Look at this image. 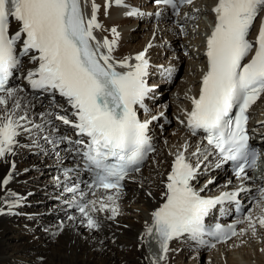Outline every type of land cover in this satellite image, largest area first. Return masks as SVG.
<instances>
[{"label":"snow or ice","instance_id":"snow-or-ice-1","mask_svg":"<svg viewBox=\"0 0 264 264\" xmlns=\"http://www.w3.org/2000/svg\"><path fill=\"white\" fill-rule=\"evenodd\" d=\"M154 2L174 11L177 8V0ZM183 2L191 4L192 0ZM115 3L121 5L122 0ZM97 10L93 4L91 19L85 22L80 0H0V162L15 168L11 157L21 147L22 135L30 138L26 147L43 151V142L51 145L58 157L63 145L66 158L72 161V167L63 170L69 181L64 190L74 194L70 203L86 218L90 229H98L100 224L88 210L103 211L107 206L101 202L96 208L95 200L81 203L87 193L79 185L83 183L92 195L99 189H114L115 193L106 197L114 202L122 182L139 172L148 153L155 150L148 135L150 122H141L135 108L143 107L152 90L144 79L146 53L136 55L138 63L131 64L127 58L113 59L115 41L105 38L103 45L97 42L94 49L90 41L95 40L93 29L99 27ZM213 12L214 28L206 40L208 70L187 114V126L193 135L197 131L204 134L210 150L193 153L199 161L195 167L181 152L167 174L164 203L153 213V227L165 252L173 238L187 235L200 239L209 210L225 200H236L237 192L205 199L194 190L192 182L203 160L212 154L218 158L217 166L231 161L238 178L250 179L246 169L255 167L258 156L249 144L246 112L264 94V25L255 40V54L247 63L242 61L253 51L248 37L253 22L264 13V0H217ZM128 15L138 13L129 11ZM101 47L107 52H100ZM24 58L34 67L25 71ZM117 67L128 70L120 72ZM20 75L37 99L47 98V108L42 105L37 113L34 104L22 103L25 88L10 83ZM61 99L74 119L65 114ZM64 126L67 128L62 130ZM81 172L87 174L86 179H79ZM7 183V179L0 180L4 194L0 215H19L12 209L21 206L20 200L9 199ZM260 195L264 199V189ZM111 212L114 217L117 208L112 207ZM260 226L264 227V219ZM62 230L61 226L53 237ZM147 231L150 234L152 227ZM211 234L227 239L236 235L235 226L225 229L217 225Z\"/></svg>","mask_w":264,"mask_h":264},{"label":"bare ground","instance_id":"bare-ground-1","mask_svg":"<svg viewBox=\"0 0 264 264\" xmlns=\"http://www.w3.org/2000/svg\"><path fill=\"white\" fill-rule=\"evenodd\" d=\"M111 18L115 21L114 24L130 23L127 19H121L117 10L112 12ZM198 24L202 27L201 23L198 22ZM131 36L138 37V34H131ZM148 38H150V35ZM145 41L146 38L133 44L131 48L138 49L139 47L141 49L145 45ZM196 72L198 73V71ZM196 81L197 78L194 76L190 78L192 86ZM184 89V91L181 90V93L187 94L189 92L188 85ZM195 90L198 91L197 85H195ZM178 100L182 104L186 102V98L180 97ZM260 105L261 109L264 110V98L261 99ZM163 159L168 160L163 153H160L158 165L148 167L143 173L144 190H132L134 204L126 205V215L118 218V225H113L111 229V232L115 234L113 237L118 238L114 244L110 240L106 242L108 233L104 230L90 234V232L83 230L81 227L74 226L71 221H67L65 225L64 223L57 226L54 224L50 225L48 230L36 229L37 223L20 226L17 219L31 221L38 219L42 215V212H39L42 209H35L34 204L37 201H43L44 198L37 197L38 199H35V195L28 196L25 208L20 206L12 209V211L18 213L21 210L34 216L26 218L20 215H0V238L6 234L19 240L16 244H8L0 239V264H9L8 253L10 256L14 254L15 259L24 261H33L35 257L42 256L44 260L42 264H186V261H188L187 264H197L196 262L202 257L201 254L192 255L185 248H183L182 252L177 253V247H175L173 242L170 244L174 251L166 255V257L160 251L149 250L152 240L151 237L143 232L146 222L150 220V212L157 206V201H159V188L166 166L162 162ZM31 165H36V168L38 166L43 167L41 177L39 174L22 175V169ZM43 165L44 163L41 160L28 157L23 161V164L17 163L14 172L10 175V165L0 164V180H8L6 188L8 189L7 196L9 199L20 200L16 194L24 190H26L24 194L34 190L35 194L39 193L41 195L43 192L52 190L51 177ZM31 176L36 178H42L43 176L41 179L43 183L38 185L35 179L30 181L29 178ZM147 192L151 195L148 196ZM3 195L0 192V198ZM29 200H33V204ZM3 210L8 211L7 206H4ZM61 226L64 228L62 234L52 237L50 232ZM22 238L24 240L21 242L20 239ZM131 246H133L132 249L130 248ZM44 247L47 248L44 250ZM236 247L237 249L235 250ZM26 248L31 249L26 252ZM260 249H262V253H260ZM149 251L158 252V254L153 256ZM161 257L164 258L162 259ZM208 257H212V261L207 262L202 257V260L206 261L204 264H221L225 261H227V264H264V243L262 245L252 243L250 246L235 244L231 251L225 249L219 254L209 255Z\"/></svg>","mask_w":264,"mask_h":264},{"label":"rangeland","instance_id":"rangeland-1","mask_svg":"<svg viewBox=\"0 0 264 264\" xmlns=\"http://www.w3.org/2000/svg\"><path fill=\"white\" fill-rule=\"evenodd\" d=\"M134 34H138V33H134ZM134 34H132V35H134ZM139 36V35H138ZM138 42L139 41H141V40H137ZM136 43V42H135ZM134 43V44H135ZM139 48V47H138ZM187 86V85H186ZM185 88V86H183V89ZM38 168H39V171L38 172H36V173H32V174H28V175H37V174H39V176L41 177V175L43 174L42 173V170H43V167H40V166H38ZM25 176H27V175H25ZM42 178H43V176H42ZM42 178H36L35 176H31L30 178H29V180L30 181H32V180H36V182H37V184L38 185H41L43 182L41 181V179ZM24 191H26V190H24ZM23 192V191H22ZM37 197H39V198H41L42 197V195L41 194H35V196H34V198L35 199H38ZM30 201V203L31 204H33V200L31 201V200H29ZM36 201V200H35ZM41 202H43V201H37L35 204H34V208L35 209H42V210H40L39 212H42L43 210L45 211V209H46V207H43V205H42V203ZM38 205V206H37ZM38 212V213H39ZM18 220V223H20V226H24L25 224H32V223H37L36 224V229H39V230H42V229H40L43 225L46 227V229L48 230V226H50V225H55V226H57V225H59V224H63L64 223V225L66 224V222L67 221H58V220H55V221H49V220H47V219H35V220H31V221H25V220H22V219H17ZM24 222V223H23ZM52 222V223H51ZM44 223V224H43ZM47 224V225H46ZM24 230V229H23ZM45 230V229H44ZM1 240H3L4 242H7L8 244H16V243H18V239H16V238H11V237H9V236H7L6 234H4L3 236H2V238H0ZM24 239L22 238V239H20V241L22 242ZM106 242H108V241H106ZM47 247H44V250L46 249ZM27 249V248H26ZM31 249V248H30ZM30 249H27V250H25L26 252H29L30 251ZM32 251V250H31ZM116 252H117V250H116ZM8 256H9V259H8V262H9V264H42L43 262H44V260H43V257L42 256H40V257H35L34 258V260L33 261H24V260H19V259H15L14 258V254H12V256H10V254L8 253ZM37 260V261H36ZM204 262H206V261H204V260H202V257H200V259L196 262L197 264H201V263H203L204 264ZM186 264L188 263V261H186L185 262Z\"/></svg>","mask_w":264,"mask_h":264}]
</instances>
